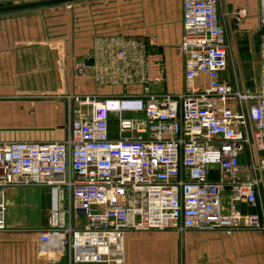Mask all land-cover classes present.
Returning a JSON list of instances; mask_svg holds the SVG:
<instances>
[{
    "label": "built area",
    "instance_id": "obj_1",
    "mask_svg": "<svg viewBox=\"0 0 264 264\" xmlns=\"http://www.w3.org/2000/svg\"><path fill=\"white\" fill-rule=\"evenodd\" d=\"M258 1L257 89L220 79L229 67L221 0H183L177 51L184 59V92L152 91L164 82L165 70L161 55L144 40L111 38L95 47L91 64L74 62L81 76L126 87L139 82L142 90L102 100L68 96L63 140L0 141V231L7 229L8 190L20 186L49 189L50 212L37 243L69 264H123L128 228L261 226L257 214L236 208L224 213L221 199L229 187L234 201L255 204L264 176V0ZM231 15L241 23L248 9ZM203 75L207 83L200 81ZM113 117L117 139L110 137ZM212 170L222 176L212 179Z\"/></svg>",
    "mask_w": 264,
    "mask_h": 264
},
{
    "label": "crops",
    "instance_id": "obj_2",
    "mask_svg": "<svg viewBox=\"0 0 264 264\" xmlns=\"http://www.w3.org/2000/svg\"><path fill=\"white\" fill-rule=\"evenodd\" d=\"M6 2V1H5ZM220 6L226 28L229 67L220 79L234 85L239 69L255 62L254 35L260 49L259 5L226 0ZM42 7L0 12V141H57L68 134V96L119 97L123 87L98 83L72 69L74 62L91 64L95 47L115 40H144L163 59L165 80L154 92L178 94L185 90L184 59L177 46L183 36V0H76ZM239 7L248 15L236 26L231 12ZM260 60V50H259ZM234 74V75H233ZM210 80L203 75L200 81ZM75 105V102H72ZM110 120V137L118 138V124ZM245 168L246 155L241 156ZM245 170V169H244ZM222 176L211 171V178ZM224 213L232 208L257 214L263 228L239 226L230 231L175 228L125 231L123 264H264V176L255 204L232 199L231 189L221 191ZM44 211L38 218L37 203ZM7 228L45 227L51 207L47 187H12L7 193ZM15 211L11 212V207ZM4 236H0L3 238ZM10 238L9 236L7 237ZM0 243L7 253L12 245ZM46 259L69 264L66 257ZM114 264V263H73Z\"/></svg>",
    "mask_w": 264,
    "mask_h": 264
},
{
    "label": "rangeland",
    "instance_id": "obj_3",
    "mask_svg": "<svg viewBox=\"0 0 264 264\" xmlns=\"http://www.w3.org/2000/svg\"><path fill=\"white\" fill-rule=\"evenodd\" d=\"M28 1L35 0H13L14 3H22ZM97 1V0H96ZM5 2V1H4ZM74 2V1H73ZM71 2H66V4H70ZM248 7H255L256 0H246ZM65 4V3H63ZM227 2L226 0H221L220 6L225 9ZM259 4V1H258ZM45 6V5H44ZM52 6V5H50ZM42 7V6H38ZM236 26H239V23L236 22ZM257 34L254 35V46H255V62L251 67H244L242 70L239 69L235 74L234 85L239 88H255L259 87V45L257 41ZM231 44V39L229 41ZM234 75V74H233ZM118 86V85H116ZM120 87V86H119ZM124 89L123 93L141 91V84L138 82L133 87L129 86H121L120 88ZM132 113H124V117H133ZM114 118V117H113ZM115 124L117 120L114 118ZM11 212L15 211V206H12ZM44 211L43 204L40 202L37 203V214L38 218H41ZM259 227L263 228L261 219H260ZM257 227V226H256ZM42 227L31 226V227H21V228H13V229H5L0 231V236H4L0 238V243H4L9 241V245H12L11 250L7 253L6 250H0V264H55L53 260L46 259L49 258V253L42 252L38 243H37V231ZM10 237L9 239L7 237Z\"/></svg>",
    "mask_w": 264,
    "mask_h": 264
},
{
    "label": "water",
    "instance_id": "obj_4",
    "mask_svg": "<svg viewBox=\"0 0 264 264\" xmlns=\"http://www.w3.org/2000/svg\"><path fill=\"white\" fill-rule=\"evenodd\" d=\"M6 1V2H4ZM76 0H35L22 3H14L13 0H0V12L10 11V10H19L26 8H34L38 6L56 4V3H66L73 2ZM260 157H264V151H259Z\"/></svg>",
    "mask_w": 264,
    "mask_h": 264
},
{
    "label": "bare ground",
    "instance_id": "obj_5",
    "mask_svg": "<svg viewBox=\"0 0 264 264\" xmlns=\"http://www.w3.org/2000/svg\"><path fill=\"white\" fill-rule=\"evenodd\" d=\"M46 253H49V255L51 256V257H53V256H55V252H46Z\"/></svg>",
    "mask_w": 264,
    "mask_h": 264
}]
</instances>
